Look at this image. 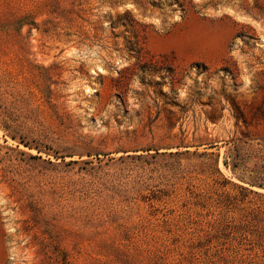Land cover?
Masks as SVG:
<instances>
[{"label": "rangeland", "instance_id": "1", "mask_svg": "<svg viewBox=\"0 0 264 264\" xmlns=\"http://www.w3.org/2000/svg\"><path fill=\"white\" fill-rule=\"evenodd\" d=\"M0 264H264V0H0Z\"/></svg>", "mask_w": 264, "mask_h": 264}]
</instances>
